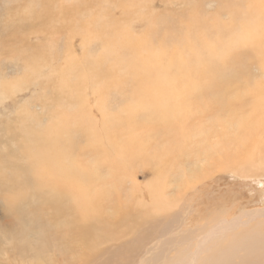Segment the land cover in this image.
I'll list each match as a JSON object with an SVG mask.
<instances>
[{"label": "rangeland", "instance_id": "374dc122", "mask_svg": "<svg viewBox=\"0 0 264 264\" xmlns=\"http://www.w3.org/2000/svg\"><path fill=\"white\" fill-rule=\"evenodd\" d=\"M118 1L120 0L117 2L116 0H0V95L3 93L0 96V264H59L58 256L61 254H66L67 256H65L69 257L70 264H84V261L81 260L83 254L84 258L86 257L84 245L75 244L74 247L65 245L66 243L63 245L59 242L61 238L57 240L54 237L52 227L59 225L62 229L64 228L63 231H60L61 233H70L73 229L71 227L74 223L70 224V221L66 223L63 221L65 219H58L57 211L59 188H73V195L79 189V185L69 179V174L66 173L68 167L76 168L77 177L89 178L86 188H104L103 185L98 187L94 179L101 180L102 177H107L111 165L109 161H101L97 165V161L100 162V157L90 149L89 141H93L90 137L96 134L97 140L103 141L107 145L110 139L105 126H112L109 124L113 122L111 119L122 115L128 108L127 104L136 102L132 100L133 97L131 98L133 94L127 93L134 90L133 85L137 81L128 78V69H131L121 65L127 63L125 60H129L130 56L124 58L119 56V52L115 56L112 54L113 51H109L107 45L104 46L106 35L109 38L113 32H121V30L128 31L129 29L132 34H135L134 36L142 38L141 35L147 34V31L153 28L154 46L148 48V52L153 53L155 50L156 53H160L164 50L167 55L162 56L160 60L153 56L150 58L156 59V63L155 61L153 63L157 68L166 65L167 71L150 81L159 82L161 78L158 84L160 94L158 91L156 93L157 99L165 100L167 110L176 113V116L179 115V117L174 118L168 129L170 133L168 130L160 131L162 133L157 132L153 138H149L145 135V129L137 128L138 131H134L133 134V143L130 140L132 136L130 137L129 134L124 135L125 138L128 136L127 140L124 139L122 142L121 137L123 136H121L117 140V145L109 146L110 154H113V157H126L123 160L128 159L126 161L130 168L127 169L128 171L124 170L125 172L123 171L120 175L122 179L124 177V182L121 180L120 184L116 182L117 185H115V181H111L114 186L111 185L112 188H116L120 194L118 196L114 192L122 204L120 212L124 217L116 216L113 223L110 221L111 226L106 223H97L99 225H95V228L87 231L90 235L98 233L100 241L110 238L107 243L99 245V250H103L105 255L97 256L96 261L93 259L95 264L103 262L111 264L109 261L113 257L112 254L121 251L122 244L125 246L135 245L134 237L136 239L143 237L146 242L137 250H133L125 264H140L142 260L151 258V254L172 257L176 251L173 249L171 241H179L181 235L196 231L202 224L205 225L209 221L207 225H211L218 216L229 221L232 219L245 221L254 217L253 219L264 223V153L249 154V148L253 142L264 141V115L258 121L253 118L260 100L254 101L253 98H257V96H250V93L247 92L228 93L233 82L238 78H245V76L247 78L254 77L253 80L259 82V85L263 84L264 75L261 74H264V69L261 64L257 63L259 57L255 56L253 52H248L251 44H246L241 55L239 54L240 47H237L236 56L227 63V67L216 63L218 60L222 62L221 60L226 59L227 53L234 49L231 48L233 34L228 32L224 35L228 36L226 39L222 36L220 41L218 40L217 35L221 27L218 26L219 21L222 20L223 24L231 26V31L238 34L246 32L242 23H251L253 29L256 24L258 25L256 33L264 35V10L261 12L253 10L252 0ZM128 1L131 2V6H127ZM257 4L258 1L254 0V5ZM117 5L118 7H116ZM241 5L247 6L244 8L245 10L243 7L240 8ZM121 7H123L122 10H120ZM126 7H131V9L127 8L130 14ZM250 11H253L252 16H250ZM252 17L256 21H253ZM230 20H234L233 24ZM151 21L154 22V26L151 25ZM88 26H94L98 30H93ZM103 30L107 32L105 36H103ZM93 33L101 35L102 39L92 41ZM170 38L177 42H173ZM251 42L260 45V49L264 51L262 36L261 39ZM183 48L188 49L187 52L192 57L183 55L181 59L182 55L179 54V50H184ZM175 49L178 50V53ZM174 50L177 54L173 52ZM197 52L201 54L200 57H195ZM108 54H111L108 56L109 64L105 69L109 78L108 86L105 89L108 95L102 97V95L94 93L96 91L93 88L94 80L90 69L93 65L88 62L97 60L98 55L100 59V56ZM198 59H201L202 62H213L215 68L221 69L208 72L196 71L195 68L199 64ZM128 63L131 64L130 61ZM186 65L189 66V71L192 73L190 77H185L176 70V68L181 69ZM117 66L119 67V76L114 73ZM170 68H174L173 70L176 72L169 70ZM78 69L80 74L87 75V78L79 80L83 90L81 97L86 102L82 101L81 104H77L74 98L63 97V95L68 96L72 92L70 85L73 86L78 81L77 74H74ZM71 76H73L72 79ZM196 82H198L197 85ZM192 84L196 86L197 93L191 88ZM252 84L257 85L254 82ZM55 87L58 88V97L53 89ZM227 94L235 100L243 98V103L241 101L233 103L234 116L227 113ZM41 95H45V97ZM258 97L261 99L260 93H258ZM60 98L74 104H66L67 106L64 108L65 105L62 104ZM129 100L131 101L128 102ZM100 102L103 103L102 106L99 105ZM77 106L82 109L78 110ZM243 108L244 110H242ZM76 110L81 115L73 116V112ZM101 110L105 111L106 117L103 118ZM178 112L181 115L193 113V116L187 115L186 125L184 124L187 135L184 137H181L180 131L174 127L177 119L183 121ZM85 113H88L87 115L90 117H86ZM34 114H43V120L47 121L44 120L41 124H37L31 119ZM106 120L107 124L104 123ZM82 121L87 122L85 124L91 131L88 132L84 129V131L86 130L85 134L78 138L70 137L74 130L68 133L58 132L61 125L70 128V125H84ZM231 122L233 124H230ZM252 129H254L253 135L241 140L240 134L249 133ZM94 131L97 133L91 134ZM138 134L145 136L142 137L144 141H141L143 140L141 138L139 141ZM161 134L169 138H163ZM175 134H179V136L177 137ZM136 138L138 140L135 142ZM112 141L116 142V139ZM145 141L149 143L147 144ZM230 141L233 145L227 146L226 142ZM69 145H75V153L79 151L80 155H82V150L87 152L81 156L83 159H79L81 167L73 161L71 154L73 149ZM27 148L30 159L27 157ZM129 149L134 150L137 157L130 156V159L126 154ZM8 152L18 159L15 162L12 159V163L9 160L5 163L6 159L3 157H7ZM230 152L237 154L240 159H234L233 154L232 156L229 154ZM67 153L71 154L72 160L63 164L66 157L63 154ZM38 161H42L43 166L39 165ZM12 164L16 165V176ZM102 164L104 168H100ZM59 170L63 173L61 177L58 176ZM23 178H26L28 182L25 183L27 181L25 179L23 182ZM6 190L9 191L10 196L5 194ZM9 197L12 202L9 201ZM155 198L167 201L175 200L178 203V207L172 209L171 213V217L177 219V223L173 225L172 232L164 234L165 228L170 226L167 222L171 218L164 221L163 214L155 215L156 218L152 217L155 232L154 235H150L148 240L147 230L152 224L140 219L139 211L144 208L147 210L152 208L153 212ZM94 199L98 202V197H94ZM69 202L68 200L67 203ZM102 203L104 206L105 201L103 200ZM13 204L17 206L15 207ZM44 207H51V212L37 216L38 210ZM100 208L98 207V211ZM245 213H251L252 216H245ZM11 218L14 219L10 221ZM49 218L55 220L50 221ZM255 220H250L248 226L239 228L241 231L236 229L238 231L235 230L230 235L245 233L248 227H253ZM10 222L18 225L15 232L12 231ZM64 225L65 227H63ZM177 227L178 231L176 232L174 229ZM109 234L112 236L108 237ZM44 235H49L47 236L49 247L44 254L37 255L38 244ZM226 240L229 241V239ZM254 240L255 243L264 241V224L257 226ZM64 241L66 240L61 242ZM129 243L131 244L129 245ZM31 244L34 246L32 249L29 247ZM168 246L172 250H167ZM11 248L14 251L10 250ZM91 248L94 249L93 243H91ZM23 249L27 252L20 254ZM79 249H82V252H78ZM151 249L155 250L152 252ZM236 253L235 256L239 254V252ZM263 254L264 250L260 249L258 257H255L254 260H258ZM239 259L236 257L235 262L238 263ZM228 263L236 264L234 260H228ZM254 264H264V262Z\"/></svg>", "mask_w": 264, "mask_h": 264}, {"label": "bare ground", "instance_id": "6f19581e", "mask_svg": "<svg viewBox=\"0 0 264 264\" xmlns=\"http://www.w3.org/2000/svg\"><path fill=\"white\" fill-rule=\"evenodd\" d=\"M121 1L122 0H120L118 2H121ZM257 1H258V4L255 6L254 5V0H252L253 10H255L257 12H261V11L264 10V0H257ZM116 2H117V0H116ZM133 4H135V3L133 2ZM172 4H174V3L172 2ZM238 4H240V3H238ZM123 6H125V5H123ZM127 6H131V2L128 1L127 2ZM116 7H118V5ZM242 7L244 9L247 6L244 7L243 5H241L240 8L242 9ZM127 8H129V7H126V9ZM122 9H123V7H121L120 10H122ZM129 9H131V7ZM129 9H127V11ZM231 12H232V9H231ZM251 13H253V11H250V14ZM119 14H122V13H119ZM128 14H130L129 11H128ZM133 14H135V13L133 12ZM136 15H137V13H136ZM250 16H252V14ZM154 19H156V18H154ZM26 21H27V19H26ZM26 21H24V23H26ZM230 21L233 24V21L234 20H230ZM253 21H256V19L253 18ZM119 22L122 23V21H119ZM24 23H23V25H24ZM151 23H152L151 25L154 26L153 25L154 22L151 21ZM122 24H124V23H122ZM218 26H221L220 27V31H219V33L217 35L218 40L220 41V39L222 38V36L226 39L228 36H224V35L226 33H228V32L231 35L233 34L232 35V42H233V44L231 45V48L232 49L234 48V49L230 53H227L226 59L221 60L222 62H219V60H218V62H216V63H218L219 65H222L224 67H227V63L234 56H236V49H237V47H240L239 54L241 55L244 52V50H245L246 44H251V48L248 50V52H253L255 54V56H258L259 57L257 63L261 64V67L264 69V51L260 49V45H256V44H254V42H251V41H255V40L261 39V36L263 37V40H264V35H260L258 32L256 33V30L258 28V25L254 24V29H253L251 23H242V26L246 30V32H242V33H239V34L237 32H235V31H231V26H228V25L223 24L222 23V20L219 21ZM88 27L89 28H93V30H98L94 26H88ZM122 27H124V26H122ZM150 28H152V27H150ZM150 28H148V29H150ZM104 31L105 30H103V36H105L106 33H107V32H104ZM128 31H126V30H123V31L121 30V32H118V31L116 32L115 31V33L113 32L112 33L113 35L110 36L109 38H108V35H106L107 37H106L104 46L107 45L109 47V51L110 52L113 51L112 54L115 55V56H117L116 53H118V52L120 53L119 56H123L124 58L130 56V58H128L129 60H125V61L127 63H128V61H130L131 64L125 63L126 65L125 64H121V65L124 68H126V67L130 68L131 70L128 69V75H129L128 78H131V79L137 81V83L133 85L135 87L134 90H132V91H130V92L127 93V94H129V93L133 94L131 96V98L133 97L132 100H134L136 102H131V103H129V104L126 105L128 108L124 111L125 114L122 112L123 113L122 115L112 118L111 120L113 122L112 123H109L112 126H110V125L105 126L107 128L106 132H108V138L110 139V141L108 142L107 145H105L103 143V141L97 140L98 137L95 134L97 132H95V131L91 133L93 135L95 134V136L90 137V139L93 140V141H91V142L89 141V143L91 144V145H89L90 149L94 152L95 155H98L100 157V159H99L100 162L97 161L98 162L97 165H99L101 163V161H105V162H108L109 161V164L111 165L110 171L108 173V176L107 177L104 176L106 178L102 177L101 180H98L97 178H95V176H93L95 178L94 179L95 180V183L98 184V187L103 185L104 188H86V183L88 182L89 178L88 177L83 178V176L82 177H77V175L75 174L76 168L74 166H71V167H68L66 169V173L69 174V179H72L76 183V185H79V189L76 188L77 189V192H76L75 195H73V188H59L60 191L58 193V196H59L58 197V201H57L58 202V209H57V211H58V219L59 218L65 219L63 221H65L66 223H68L70 221V224H72V223H74V224L71 227L73 229H71L72 231H70V233H67V232L61 233L60 231H63L64 228L62 229L61 227H59V225H58V227H55L53 225L54 228L52 227V230H53L52 233H53L54 237L57 238V240H59V238H61L59 240V242L60 243H63V245L65 243H66L65 245H69L70 247L71 246L74 247L75 244H77L79 246L84 245L83 249L86 252V257L84 258V254H83V257H81V255H80L82 262L84 261V264H95L94 260L96 261L97 256L102 257L103 254H104L103 253V250H99V245L100 244H103V243H107L110 240V238H109V239H106L105 241H100V238H99L98 233H94L93 235H90V233H87V231H90L92 228H95V225H99L97 223H106L108 226L109 225L111 226V223L114 222V218H116V216H118L119 218L124 217V216H121V212H120V210L122 209V206H121L122 204L118 200L119 199L118 196H120V194L116 191V188H114V189L112 188L113 185L111 184V181L112 180L115 181V185H117L116 182H119V184H120L121 183V180L124 182V177L122 179L120 175L123 173L124 170H127L130 167L128 165V162L126 161L128 159L123 160V158H126L123 155H122L123 157H121V158L119 156L118 157L117 156L113 157V154L111 155L110 154L111 152H109V146H114V144L117 143V140L121 136H123V137H121L122 138V142H123V140L128 137L127 136L125 138L124 135H129V134H130V137L132 136L131 139H130L131 142H132L134 131H136L137 128H143V130L145 129V132H146L145 135L147 137H149V138L150 137L153 138V136L157 132H160V131L166 132L169 129V127L172 125V122H173L174 118L175 117H179V115L176 116V113H172V112H170V111L167 110L168 108L166 107V101L165 100H163V99L162 100L157 99L156 93H157V91L159 92L158 84H159L161 78L159 79V82L150 81L151 79H154V77H158V75L163 74V72L167 71L166 65L163 66V67L157 68V66L155 64L156 63V59L153 60L152 58H150V56L151 57L153 56V57H156L157 60L158 59L160 60L162 58V56L167 55L166 52L164 50H162L160 53H156L155 50H153V53L151 52L152 54L148 52V50H149L148 48L154 46L153 28L150 29V30H148L147 31L148 33L147 34L144 33L143 35H141L142 38L140 36L139 37L138 36H134L135 34H132L131 33V30L128 29ZM166 34H163V35H166ZM101 39H102L101 35H95L94 33H93V36L91 37V40L92 41H97V40H101ZM161 40H160V42H162L164 39L162 41ZM171 40L173 42H177L174 39H171ZM175 50L178 53V50L177 49H175ZM175 50L173 52H175ZM179 51H180L179 54L182 55L181 56V59L183 58V55H187V56L189 55V53L187 52L188 49L179 50ZM199 51H200V48H199ZM123 52H124V54H123ZM109 55H111V54H108L107 56L104 55L103 57L100 56V59H99V55H98L97 56V60H95V61L92 60V61H89L88 62V63H92V65H93V67L90 68V69H91L92 76H93V80H94L93 88L96 91L94 93L95 94L98 93L99 96L102 95V97L104 95L105 96L108 95V93L105 91V89L108 86L109 78H108L107 74L105 73L106 72L105 69L108 67V64H109V59H108V56ZM189 56H191V55H189ZM200 56H201V54L198 53V52L195 55V57H200ZM201 59H202V57H201ZM201 59H198L199 60L198 61L199 64H197V66L195 68L196 71L208 72V71H214V70L221 69V68H215L214 67L215 65H214L213 62H202ZM153 61H155V63H153ZM157 62H159V61H157ZM161 64H162V62H161ZM23 67H25V66H23ZM158 69H159V71H158ZM173 69L170 68L169 70H172V71H175V72L177 70V72L179 74L184 75L185 77H190L192 75V73H190V71H189V66L188 65H186L185 67H183L181 69H179V68H176V70H173ZM93 70H94V72H93ZM79 71L80 70L78 69L74 73V74H77L78 81L75 84H73V86L70 85V87H72V92H70L68 94V96L63 95V97H65V98L70 97V98L76 99V103L77 104H79V103L81 104L82 101L84 102V100L81 97L82 96L81 93H82L83 90L80 87L79 80H81V78H85V77L87 78V75L86 74L84 76L82 73L80 74ZM114 73L119 76V67L118 66L116 67ZM48 74H50V73L48 72ZM261 75H264V74H261ZM72 77L73 76H71V79H72ZM75 78H74V81H76ZM253 79H254V77L247 78L246 76H245V78H238V79H236L233 82V85H232V87H231V89L229 90L228 93L229 94H234L233 92H238V93L241 94V92H247V93H250V96H257V98L255 97V98H253V100L254 101L255 100H260V102L257 104L258 109L256 108V113H254L256 117L253 114V118L256 119V121H258L259 119H262V117L264 115V83L261 84V85H259V82L255 81ZM60 81L61 80H59V83H61ZM252 82H254L257 85H253ZM197 84H198V82H196V85ZM54 85L57 86L58 84L57 85L54 84ZM60 85H62V84H60ZM86 86H88V85H86ZM55 88H53V89L56 92L55 95L58 97V88L57 87H55ZM191 88H193V91L195 93H197V88H196V86L194 84H192V87ZM258 93L261 94V96H262V97H260L261 99H259ZM62 94H66V93H62ZM159 94H160V92H159ZM229 94H227V102H226V105H227V113L229 115L234 116L235 115V108H234V104L233 103L234 102H239V101L242 102V99L243 98L242 99L235 100L233 98H230L228 96ZM41 96L42 97L43 96L45 97V95H41ZM246 97H248V96L246 95ZM60 100L62 101V104L65 105L64 108L67 105H70V104L73 105L74 104V103H70V102L68 103V101H66V100L63 101L64 99H62V98H60ZM130 101L131 100H129L128 102H130ZM84 103H86V102H84ZM199 103H201V102L199 101ZM242 103H241V105H242ZM99 105L102 106L103 103L100 102ZM85 106H84V109H85ZM241 108H242V106L240 107V109ZM79 109H82V108H79L78 107V110ZM4 110H5V108H4ZM78 110H76L75 112H73V116L81 115V114H79ZM242 110H244V108ZM101 112H102L103 118L106 117L105 116L106 115L105 111L101 110ZM39 113H41V112H39ZM178 113L182 117L183 121L177 119L176 120V126H174V127H176L180 131L181 137H184V136L187 135V134H185L186 131H185L184 124L186 125V120L188 119V116H193V113L189 112L187 114H182V115H181L180 112H178ZM85 114H86L85 115L86 117H90V116L87 115L88 113H85ZM67 116L69 118V115H67ZM39 117L41 119H37ZM248 117H251V115H248ZM43 118H44L43 114H37V115L34 114L31 117V119H33L35 122H37V124H41L45 120V119L43 120ZM80 118L82 119V117H80ZM45 121H47V120H45ZM191 122H192V119H191ZM227 122H229V121H227ZM63 123H65L64 120H63ZM82 123H84V125H78V126L70 125V128H68L67 126H62L61 125V126H59L58 132L64 131L65 133H68V132L74 130L73 134L70 135V137H72V138H78L80 135H84L85 132H86V130L88 132L91 131V129H89V127L85 124L87 122H83L82 121ZM104 123L107 124V120H106V122L104 121ZM230 124H233V122H231ZM84 129H86V130L84 131ZM140 130H142V129H140ZM25 131H27V130H25ZM147 131L150 132L151 135L150 134H147L148 133ZM160 133H162V132H160ZM168 133H170L169 130H168ZM176 133H177V130H176ZM253 133H254V129H252L249 133H245V132L241 133L240 134L241 140L244 139V138H246V137H249V136L253 135ZM138 135H139V141L141 139H143L142 137H145L142 134H138ZM161 136L163 138L168 137V136L162 135V134H161ZM175 136L178 137L179 134H175ZM95 137H97V138H95ZM99 139H100V137H99ZM113 139H116V142H113L112 141ZM130 140H128V141H130ZM137 140H138V138L134 139L135 142ZM164 140H163V142H164ZM141 141H144V139L141 140ZM149 142H150V140H149ZM149 142H146V143L148 144ZM151 142H153V141H151ZM256 142H253L252 145L250 146V148H249L250 153L249 154L256 155L258 153H264V148H262L263 145H264V141H256ZM125 143H127V142H125ZM5 144H6V142H5ZM130 144H129V146H130ZM226 145L227 146H231L233 144H231V141H230L228 143L226 142ZM141 146H143V145H141ZM69 147L73 149L72 150V153H71L72 156H73V161H75L78 164V166L81 167L80 166L81 162H80L79 159L80 158L83 159L81 156L83 154L87 153V152H85L84 150H82V155H80L79 154V151H78V153H75V151H76L75 145H69ZM121 150H122V148H121ZM129 150H130V152H129ZM129 150L126 151V154H128L129 157L130 156H132V157L136 156L137 157V154L135 153L134 150H132V149H129ZM138 150H139V148H138ZM26 151H27V157L29 158V156H28V148L26 149ZM236 151L238 152V149H236ZM139 152H140V150H139ZM71 154H69V153L63 154V155L66 156L64 158L63 164H64V162H66L68 160H72L70 158V155ZM193 154H195V153H193ZM229 154L231 156L233 154L234 159H236V160L240 159L237 154H234L232 152H230ZM3 158L6 159L5 163L8 162V160H9V162L12 163L13 162V161H11L12 159L14 160V162H15V160L18 159V158L15 159L16 157L13 156L12 153L7 154V157H3ZM140 158H141V156H140ZM130 159H131V157H130ZM105 162H104V164H106ZM16 163H18V161H16ZM38 164L43 166V162L42 161H38ZM12 165H13V168H14L13 170H15V172H16L14 175L16 176L17 175L16 165L15 164H12ZM42 166H40V167H42ZM100 168H104L103 167V164H102V167H100ZM163 173H164V171H163ZM62 174H63L62 171L59 170L58 176L61 177ZM124 175L126 176V173ZM24 179L27 180L26 178H23V182H25ZM16 181H17V178H16ZM27 182H28V180L25 183H27ZM17 184H18V182H17ZM10 191H11V189H10ZM114 192H116L118 194V196H116L114 194ZM8 193H9V191H7V193H5V194L7 196H10ZM11 197H9V201L10 202H12L11 199H10ZM30 197H32V196L30 195ZM94 197H98V202L95 201ZM145 198H146V196H145ZM162 198H155V202L153 203V205H154L153 212H152V208L150 210H147L145 208L142 209V210H140L139 211L140 212L139 214H140L141 217H139V218L142 219L144 222L151 223V224H152V219L153 218H156L157 216H159L161 214H163L164 221H168L171 218V220L169 222H167L168 225H170V226L166 227L165 228V231L163 232L164 234H167L169 232H172V227H174L173 225L175 223H177V219L172 218L171 217L172 216L171 213H172V209H174L175 207H178L177 206L178 203L175 200H173V201H167V200H163ZM67 199L70 201L69 203H67L68 202ZM24 200H25V197H24ZM103 200L105 201L104 206H103V203H102ZM115 201H116V203H115ZM144 202H146V201H144ZM13 203H14V201H13ZM5 205H7V204L5 203ZM13 205H15V204H13ZM13 205H12V207H14ZM18 205H19V203H18ZM16 206L17 205H15V207ZM98 207H101L99 209V211H98ZM143 210H145V211H143ZM134 211H135V209H134ZM154 211H155V213H154ZM21 212H22V210H21ZM50 212H51V207L50 208L44 207V208L38 210L37 216H40V214H48ZM151 212L154 213V214H152ZM135 214H136V212H135ZM260 214H262V213H260ZM155 215H157V216H155ZM246 215L247 216H252L251 213H245V216ZM253 218L254 217H250V218H248L245 221H243V219L242 220H240V219H232V220L229 221V220L224 219L223 217L220 218L218 216L217 219L215 221H213L212 224L210 223L211 225H207V223L210 222L209 221L205 225L202 224L201 227L197 228L196 231L193 230V231L189 232V234L184 233L183 235L180 236V240L179 241H171V243L173 244L172 247L176 251L175 254L172 257L167 258L164 255L151 254L150 253L151 254V256H150L151 258L146 259V260H142L140 264H229L228 263V260H230V261H233L234 260V263H236V264H254L256 262H264V254L258 260H254L255 257H258L259 250L260 249H263L264 250V241H262V240L259 241V242L256 241V243H255V240H254V237L256 235V228H257V226H260L261 224H264V223L262 221H257V220H255ZM12 219H14V218H11L10 221ZM49 219H50V221L55 220L54 218H49ZM250 220L251 221L255 220L254 221L255 224L252 225L253 227H248V230H246V232L243 233V234H239V233L237 234V232H236L237 235H234V236H231L230 235L236 229L239 230V228L241 229V228H244V226H248L249 225V222H251ZM63 221H60V222H63ZM110 221H111V223H110ZM60 222H58V223H60ZM51 223L52 222H50V224ZM62 224H61V226H62ZM153 224L150 226L149 230H147L148 231L147 232L148 233V240L150 238V235H152L155 232V230L153 229ZM45 225H47V224H45ZM10 226H11L13 232H15L17 230L18 225L16 226V225H14L13 223L10 222ZM47 226H49V225H47ZM63 227H65V225ZM111 228H113V227H111ZM259 228H261V227H259ZM40 229H39V231H40ZM41 230L43 231V229H41ZM168 230H170V231H168ZM175 230L177 232L178 231V227H177V229H174V231ZM238 230H236V231H238ZM239 231H241V230H239ZM47 233H45V234H47ZM42 234H44V233H42ZM47 236H49V235H46V236L44 235V237L40 240V244H38L39 245V248L37 250L35 248V250L37 251V255L44 254L47 251V249L49 247V242H48L49 240L47 241ZM105 236H107V235L105 234ZM111 236H110V234L108 235V237H111ZM176 239H174V240H176ZM226 239H229V241L226 240ZM62 240H66V241L61 242ZM22 241H24V240H22ZM145 242H146V240L143 237H138L137 239L134 237L133 243L135 245H131V246H134V247L132 248L131 246H125L124 244H122L121 245L122 246V250L113 253L112 254L113 257L111 258V261H109V262L111 264H125L126 262H128V260L130 258V254L133 252V250H137ZM91 243H93V248L94 249L91 248ZM130 244L131 243H129V245ZM35 246H36V244H35ZM29 247L32 249L34 246L31 244V245H29ZM73 247H72V249H73ZM16 249H17V246H16ZM16 249H15V251H16ZM24 249L21 251L20 254H24V253L27 252V251L25 252ZM169 249H171V247L168 246L167 250H169ZM10 250H13V249L11 248ZM75 250H76V247H75ZM154 250L155 249H151L152 252ZM28 252H29V250H28ZM35 252H33V253H35ZM78 252H82V249L81 250L79 249ZM236 252H239V254L237 256H235L237 254ZM15 254H16V252H15ZM65 255H62L61 254L60 256H58V260L60 261L59 264H70L69 263L70 260L68 259L69 257H66L67 255L66 256ZM236 257H239L240 258L238 263L235 262L237 260V259L235 260ZM60 259H62V260H60ZM72 263H73V261H72ZM101 264H108V263L107 262H103Z\"/></svg>", "mask_w": 264, "mask_h": 264}]
</instances>
